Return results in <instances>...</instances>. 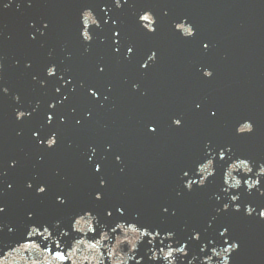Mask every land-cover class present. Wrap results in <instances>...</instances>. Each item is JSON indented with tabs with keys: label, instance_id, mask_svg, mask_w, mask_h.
<instances>
[{
	"label": "water",
	"instance_id": "obj_1",
	"mask_svg": "<svg viewBox=\"0 0 264 264\" xmlns=\"http://www.w3.org/2000/svg\"><path fill=\"white\" fill-rule=\"evenodd\" d=\"M177 22L192 26L195 37L183 38ZM153 51L113 226L121 223L123 231L112 232L107 264H167L162 255L169 246L184 245L186 254L176 253L175 264H223L213 250L233 242L239 247L228 253L229 264H264V177L257 175L264 165V0H168ZM204 70L213 76L204 77ZM174 118L182 119V127L173 125ZM245 121L253 131L237 134ZM150 126L157 128L154 134ZM221 149L227 156L214 160L215 174L189 192L184 185L200 178L199 162ZM239 159L252 172L233 170L242 183L229 188L226 169ZM257 179L260 185L251 191L243 183ZM233 195L239 197L235 203ZM129 225L151 235L140 237ZM225 227L228 235L222 237ZM128 241L136 242L135 251ZM153 254L160 258L153 260Z\"/></svg>",
	"mask_w": 264,
	"mask_h": 264
},
{
	"label": "snow or ice",
	"instance_id": "obj_2",
	"mask_svg": "<svg viewBox=\"0 0 264 264\" xmlns=\"http://www.w3.org/2000/svg\"><path fill=\"white\" fill-rule=\"evenodd\" d=\"M114 3H115V7L119 9V8L122 7L123 3H127V0H114ZM5 6H7V5H5ZM146 13H149V12H145L143 15H141L139 17V20H140L141 24L143 25L144 29H146L148 33H155L156 29L154 28V24L156 23V21L154 20L152 14L149 15V14H146ZM92 26L99 27L100 25H99L98 20L95 19V18L93 19V17L90 16V15H85L84 22H83V31L81 33V35L83 37V40L85 42H90L92 40V36L90 35V31H89L90 27H92ZM174 27H175V30L178 33H180L182 35V37L185 38V39H192L196 35V33L194 31V28L192 26L188 25L186 22H177V23H175ZM113 35H114V37H119L120 33L119 32H114ZM116 43H119V40H117ZM203 48L206 51L209 48V44H207V43L203 44ZM116 52L117 53L119 52V48L116 49ZM133 54H134V45L129 46L127 48V57L126 58H130ZM156 56H157V53L155 51L150 52L147 55L146 61L142 62L140 67L142 69L146 70L150 66L151 62L155 61ZM100 71L103 72L104 69L101 68ZM47 75L49 77L55 76L56 75V69L54 67H49L48 70H47ZM203 76L206 77V78H211L213 76V73L210 70H204L203 71ZM89 94L93 98H98L99 97L98 92L93 90V89H89ZM51 107L54 108L55 105H51ZM199 107H200V105L198 104L197 108H199ZM24 115H25V113L20 112V113H18V118H22V117H24ZM211 115L213 117H215L216 116V112H212ZM47 119H48L49 122H51L53 120V117L52 116H48ZM61 122H63V121H61ZM172 123L176 127H182V125H183V121L180 118H174L172 120ZM148 131L150 133L154 134L157 131V128L150 126L148 128ZM236 131H237V134H240V135L250 134L253 131V125H252L251 122H247V121L242 122L237 127ZM46 144H47V147L49 149L53 148L57 144L56 136L52 135L50 138H48L47 141H46ZM228 151H230V149H228ZM226 156H227V153L223 149H221L220 151L217 152L216 157H213L212 153L209 152L208 156L205 158V160L199 162V164H198L199 167H197L195 169L197 175H199L200 178L198 180H188V182L184 185V187L189 192L192 191L194 186L204 187L205 184H206V181L208 180V178L212 177L215 174L214 173V160L218 157V159L220 161H224L226 159ZM117 159H119V158H117ZM239 169H243V173L245 175H247V174L252 172V168L250 167L249 162H247L245 159H239L238 162L231 163V168L228 169V172L226 173V175L230 178L231 174H232V171L233 170H239ZM95 171L97 173H99L101 171V166L100 165H96L95 166ZM183 175L185 177H187L189 175V173L187 171H185ZM257 175L260 176V177H264V165L260 166L259 172L257 173ZM101 183L103 184V182H101ZM239 183H240V186H241L242 182L240 181ZM243 183L247 184L248 187L252 190L254 188H257L260 185V180L259 179L254 180V181L244 180ZM29 187H31V185H29ZM45 191H46V188L43 187V186L38 188V192L39 193H44ZM261 195H264V192H262ZM95 199H97V200L102 199V194L98 193L95 196ZM231 200L235 203V202H237L239 200V197L236 196V195H233L231 197ZM59 202L60 203H64L63 200H60ZM227 210H228V205H224L223 211H227ZM4 211H5V209L3 207H0V213H3ZM234 211L237 212V213L241 211V208H240V206L238 204L234 208ZM253 211H254V209L251 208V207H248L246 209V212H247V214L249 216H251ZM108 215L111 216L112 213L109 212ZM259 217L261 219H264V210H261L259 212ZM80 218L82 219L83 216H81ZM79 222L80 221L78 219H75V224L73 225L74 230H76L75 229V225L79 224ZM129 228H130L131 231L139 233L140 237H145V236L151 235V233H149V231L146 228L144 230H142V231L135 225H129ZM117 229H121L123 231V225L121 223H118L116 225V227L113 228V232H115ZM92 231L95 233V229H92ZM45 233H48V235H44ZM34 234H39L46 241L51 236V233L49 232V229L47 227H44L43 231H39V227L38 226H33V227H31L30 231L27 232L26 239L28 240V242L20 243L19 248H24L25 250H28L29 248L39 249L40 245L37 244L33 240ZM65 235H67V233H65ZM157 235H159V233H157ZM220 235L222 237L227 236L228 235V228L225 227L223 229V231L220 232ZM169 238L170 239L172 238L171 235H169ZM194 239L199 240L200 239L199 235H196L194 237ZM224 242L226 244L229 243L228 240H225ZM118 243H123V242L119 241V239H118ZM128 244L132 245L131 249L133 251H135L137 249L136 242L128 241ZM55 247H56V249L59 250L60 249V243H56ZM92 247L95 248V245H92ZM186 247H187V245H184V246L179 247L177 249H172L171 246H169V250L167 251L166 254L162 255V259L164 261H166L167 264H175V261L173 259L174 255L176 253L186 254L185 253V248ZM238 247H239L238 243L233 242V243H231L229 245V247H226V248H224L222 250L223 253H224V257L226 258V264H229L228 253L238 249ZM19 248L17 249V251L19 250ZM43 250L47 251L49 253L53 252L51 250V248H45ZM161 253H164L163 249H161ZM55 255L60 259V261L64 262V264H66L67 258H66L65 254H64V252L62 250L55 251ZM218 255L219 254L217 253V256ZM6 258H7V255H3L2 259H0V264H5ZM159 258L160 257H157L155 255L153 260L159 259ZM33 264H35V262H33Z\"/></svg>",
	"mask_w": 264,
	"mask_h": 264
},
{
	"label": "clouds",
	"instance_id": "obj_3",
	"mask_svg": "<svg viewBox=\"0 0 264 264\" xmlns=\"http://www.w3.org/2000/svg\"><path fill=\"white\" fill-rule=\"evenodd\" d=\"M146 14H151V13H146ZM85 15H90V16H92L93 17V19H94V16H93V13L91 12V10H85L83 13H82V23L84 22V17H85ZM197 167H199V165L197 166ZM229 168H231V164L227 167V169H226V172H225V175H224V183L226 184V185H228V187L229 188H238V187H240V179H238V178H236V176H233L232 174H231V180L233 181V183H229V177L226 175V173L228 172V169ZM246 185V187H247V189L249 190V191H251V189L248 187V185L247 184H245ZM217 199H219V197H217ZM217 253L219 254L218 256H220V257H222L223 258V264H226V258L224 257V253H223V251H221V252H216L215 250H213V255H216L217 256ZM154 256H155V254H153V256L151 257L152 259L154 258ZM209 260H210V258H208Z\"/></svg>",
	"mask_w": 264,
	"mask_h": 264
}]
</instances>
